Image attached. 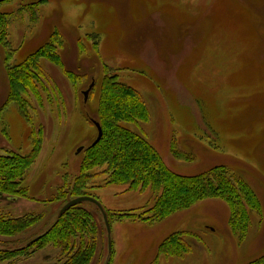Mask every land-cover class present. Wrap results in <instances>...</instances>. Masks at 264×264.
<instances>
[{"label":"rangeland","instance_id":"rangeland-1","mask_svg":"<svg viewBox=\"0 0 264 264\" xmlns=\"http://www.w3.org/2000/svg\"><path fill=\"white\" fill-rule=\"evenodd\" d=\"M0 13L10 17L9 44H0V106L8 99L11 67L53 35L60 55L58 63L40 60L45 89L41 100L30 95L27 120L14 103L0 113V155L30 153L33 116L45 136L22 182L26 195L0 193V214L43 218L16 237L0 235L1 248L27 246L64 214L98 135L91 121L100 107L97 84L112 73L136 88L150 111L147 121L124 125L154 145L168 167L193 176L223 166L254 190L262 212H252L244 239L231 229L229 204L220 198L145 222L136 215L146 216L154 192L106 185L107 167L101 166L91 172L87 191L111 213V234L102 211L80 203L100 227L91 264H106L110 254L109 264H249L264 256V0H6ZM173 147L190 158L179 159ZM131 213L136 218L120 216ZM173 232H185L190 246L181 257L159 252ZM27 253L0 264L60 261L52 245Z\"/></svg>","mask_w":264,"mask_h":264},{"label":"trees","instance_id":"trees-1","mask_svg":"<svg viewBox=\"0 0 264 264\" xmlns=\"http://www.w3.org/2000/svg\"><path fill=\"white\" fill-rule=\"evenodd\" d=\"M9 22L10 17L6 13H0V44L4 47L9 44ZM53 36L51 41L33 52L26 60L10 68L9 95L7 102L0 106V113L9 103H14L27 120L31 108L30 95L35 99H42L40 95L45 87L40 86L43 84L40 60L47 58L55 63L60 61V55L53 48L56 45L53 39L56 36ZM66 74L74 75V72L66 71ZM97 85L100 92V107L97 117H91V121L100 123L103 136L96 145L91 144L87 148L79 175L69 189L71 200L89 196L87 190L95 176L91 172L98 167L106 166L105 172L108 173L106 185H126L129 190L149 189L156 196L154 204L144 211L147 213L145 217L136 213L120 214L121 217L136 218V215L138 220L159 223L192 208L201 200L220 198L229 204L231 229L244 239L252 223V212L258 215L262 212L261 203L254 190L242 179L229 175L223 166L193 176L182 175L172 170L154 145L124 125L125 122L149 119L150 111L142 94L131 85L121 82L118 76L112 73H106ZM97 85L95 83L94 89H97ZM33 118L34 116L29 119L33 123L30 153L0 155V193L26 195L27 190L22 187V182L28 169L36 162L45 138L43 127L36 128ZM173 150L179 159L190 158L177 147H173ZM84 205L68 209L59 216L50 229L37 236L27 246L14 249L0 247V262L25 256L31 249L40 251L52 245L59 251L58 264H91L96 253V239L100 227L93 213ZM104 210L108 212L105 208ZM107 215L112 218L111 213L108 212ZM42 218V215L37 214H27L18 218L0 214V235L16 237L25 230L32 229ZM184 235L185 232L171 233L161 242L159 252L178 257L189 252L190 246L184 240ZM110 261L111 254L106 264L111 263ZM249 264H264V256Z\"/></svg>","mask_w":264,"mask_h":264},{"label":"water","instance_id":"water-1","mask_svg":"<svg viewBox=\"0 0 264 264\" xmlns=\"http://www.w3.org/2000/svg\"><path fill=\"white\" fill-rule=\"evenodd\" d=\"M4 1H6V0H0V3L4 2ZM92 86H93V85H92ZM90 90H91V87H90L88 90H86V91L84 92L85 101L88 100V96H89V92H90ZM95 125H96V127H97V129H98V135H97V138H96L94 144H97V143L101 140V138H102V136H103V129H102V127H101V125H100L99 122H96V121H95ZM94 144H93V145H94ZM82 149H83V148H81V149L79 150V152H80ZM87 201H88V202H91V203H93V204H95V205H96V206L102 211V213H103V217H104V220H105V224H106V226H107V232H108L109 234H111V226H110V223H109V221H108L107 213L105 212V210H104L102 204H101L97 199H95V198H92V197H89V196H80V197L74 198V199L70 200V201H69V202L63 207V209L61 210V213L66 212L69 208H71V207H73V206H75V205H77V204H80V203H83V202H87ZM109 247H110V249H111V247H112V242H111L110 236H109Z\"/></svg>","mask_w":264,"mask_h":264},{"label":"flooded vegetation","instance_id":"flooded-vegetation-1","mask_svg":"<svg viewBox=\"0 0 264 264\" xmlns=\"http://www.w3.org/2000/svg\"><path fill=\"white\" fill-rule=\"evenodd\" d=\"M2 194H0V196H1ZM4 200V199H3Z\"/></svg>","mask_w":264,"mask_h":264}]
</instances>
